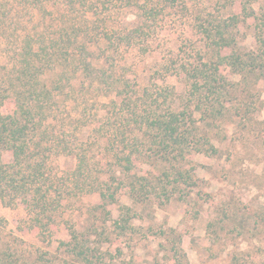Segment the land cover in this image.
<instances>
[{
  "label": "trees",
  "instance_id": "obj_1",
  "mask_svg": "<svg viewBox=\"0 0 264 264\" xmlns=\"http://www.w3.org/2000/svg\"><path fill=\"white\" fill-rule=\"evenodd\" d=\"M13 1L0 0V201L24 205L32 225L41 228L43 219L51 221L70 194L51 183V164L59 156L75 159L70 176L78 190L71 195L96 193L102 213L122 192L135 201L153 194L148 176L135 170L134 157L159 166L160 179L185 200L199 186L192 155L218 151L201 131V122L232 115L233 101L235 115L249 120L253 113L251 91L264 77V0L256 9L257 0H223L226 16L204 10L189 17L198 20L208 56L157 60V79L179 76L187 85L189 103L184 106L175 98L167 100L165 88L133 85L131 77L114 68L124 51L145 55L151 50L161 20L176 21L162 16L164 8L176 7L188 17L186 0H135L140 19L132 27L115 22L112 0H19L31 4L21 26L23 19L7 13ZM248 20L255 47L242 49L238 26ZM229 74L238 80L231 82ZM86 79L100 106L81 125L89 109L74 94ZM208 94L210 104L202 100ZM99 96L108 101L100 102ZM91 138L92 152L84 147ZM4 153L10 154L9 161ZM59 244L76 259L62 264L94 263V248L76 230L70 229V239Z\"/></svg>",
  "mask_w": 264,
  "mask_h": 264
},
{
  "label": "rangeland",
  "instance_id": "obj_2",
  "mask_svg": "<svg viewBox=\"0 0 264 264\" xmlns=\"http://www.w3.org/2000/svg\"><path fill=\"white\" fill-rule=\"evenodd\" d=\"M134 1L112 0L117 24L127 27L137 24L140 18L132 5ZM12 3L15 7L11 13L7 12L8 16L15 14L23 19V26L31 14V4L19 0ZM259 4L261 0L253 3V7L256 9ZM186 5L188 17L176 7L164 8L162 16L169 14L166 18L176 21L161 20L155 25L151 50L145 55L124 51L122 58L117 55L114 68L117 74L131 77L133 85L151 86L152 90L165 88L167 100L175 98L179 106L189 103L188 87L179 76L157 79L161 74L157 71V60L160 56L206 58L204 39L197 31L198 20L190 21L189 17L204 10L224 16L229 12L223 0H186ZM252 26L251 20L238 26L242 49L255 47ZM162 47L163 52H156ZM228 77L231 82L238 80L237 75ZM74 96L89 109L81 125L86 120L90 122V114L100 105L88 79L77 84ZM97 98L107 102L109 97ZM202 100L210 104L213 97L202 95ZM251 101L253 113L249 120L233 113L237 105L233 101L229 105L232 115L201 122V131L209 134L218 151L192 155L199 186L185 200L166 180L160 179L159 166L150 159L134 157L135 170L148 176L151 182L148 190L154 192L144 201H135L122 192L117 202L108 205L104 219L105 212L96 206L99 200L96 193L71 195L78 190L70 176L75 159L59 156L51 164V183L53 188H62L70 194L62 199V206L53 212L51 221L43 219L44 225L39 228L29 221L24 205L5 206L0 201V264L74 262L73 255L59 244L70 239V229L94 248L93 264H264V77L252 89ZM78 139L80 136L76 135L74 141ZM88 141L84 147L95 151L93 139ZM10 158L9 153H4L5 161ZM55 172L57 177L53 176ZM96 175L103 176L98 171ZM172 192L167 199L166 195Z\"/></svg>",
  "mask_w": 264,
  "mask_h": 264
}]
</instances>
